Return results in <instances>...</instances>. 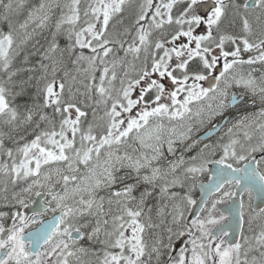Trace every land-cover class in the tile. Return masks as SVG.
<instances>
[{"label": "snow or ice", "instance_id": "6c2138e0", "mask_svg": "<svg viewBox=\"0 0 264 264\" xmlns=\"http://www.w3.org/2000/svg\"><path fill=\"white\" fill-rule=\"evenodd\" d=\"M0 264H264V0H0Z\"/></svg>", "mask_w": 264, "mask_h": 264}, {"label": "rangeland", "instance_id": "374dc122", "mask_svg": "<svg viewBox=\"0 0 264 264\" xmlns=\"http://www.w3.org/2000/svg\"><path fill=\"white\" fill-rule=\"evenodd\" d=\"M209 127H210V126H209ZM205 130H206V129H205ZM200 135H203V131L200 133ZM212 139L215 140V139H216V136H213ZM207 178H208V175L205 174V175H202V176L200 177V180H201V179H204V180H205V179H207ZM197 193H198V191H197V189H195L194 192L192 193L193 198L196 197ZM49 216H50V214H49L47 217H49Z\"/></svg>", "mask_w": 264, "mask_h": 264}, {"label": "water", "instance_id": "95a60500", "mask_svg": "<svg viewBox=\"0 0 264 264\" xmlns=\"http://www.w3.org/2000/svg\"><path fill=\"white\" fill-rule=\"evenodd\" d=\"M210 167V170H212V171H215V169H216V165H211V166H209ZM205 184H207L206 182H205ZM200 199V198H199ZM198 199V200H199ZM35 207H39V206H35ZM228 208V206H226V207H223V209H227ZM29 214H31V210H29Z\"/></svg>", "mask_w": 264, "mask_h": 264}]
</instances>
